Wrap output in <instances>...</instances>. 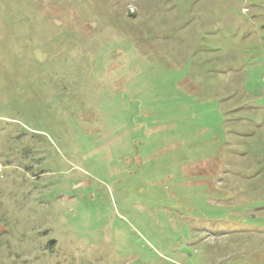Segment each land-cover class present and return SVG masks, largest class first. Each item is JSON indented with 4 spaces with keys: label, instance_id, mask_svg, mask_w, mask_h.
Masks as SVG:
<instances>
[{
    "label": "rangeland",
    "instance_id": "374dc122",
    "mask_svg": "<svg viewBox=\"0 0 264 264\" xmlns=\"http://www.w3.org/2000/svg\"><path fill=\"white\" fill-rule=\"evenodd\" d=\"M0 264H264V0H0Z\"/></svg>",
    "mask_w": 264,
    "mask_h": 264
}]
</instances>
